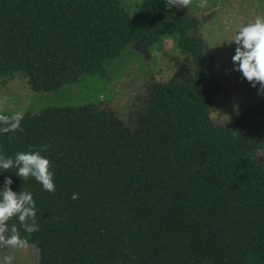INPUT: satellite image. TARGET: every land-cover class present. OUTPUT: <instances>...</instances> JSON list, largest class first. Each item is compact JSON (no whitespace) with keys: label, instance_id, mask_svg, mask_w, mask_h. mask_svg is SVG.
Returning a JSON list of instances; mask_svg holds the SVG:
<instances>
[{"label":"trees","instance_id":"16d2710c","mask_svg":"<svg viewBox=\"0 0 264 264\" xmlns=\"http://www.w3.org/2000/svg\"><path fill=\"white\" fill-rule=\"evenodd\" d=\"M198 24L166 0H142L134 14L124 0H0L1 84L22 76L58 92L104 74L131 42L164 36L193 64L144 83L128 119L103 101L47 105L24 111L22 132L0 134L9 157L49 145L54 192L0 172V188L10 176L34 196L39 230L9 225L39 248V264H264V96L230 126L214 122L223 89Z\"/></svg>","mask_w":264,"mask_h":264},{"label":"rangeland","instance_id":"374dc122","mask_svg":"<svg viewBox=\"0 0 264 264\" xmlns=\"http://www.w3.org/2000/svg\"><path fill=\"white\" fill-rule=\"evenodd\" d=\"M124 1L132 14L142 2ZM198 2L193 0L189 8L182 9L198 19V27L193 33L201 40L212 63L213 82L224 90L217 102L224 100L229 106L225 107L229 116L235 120L264 93L259 91V85L253 87L241 72L235 70L232 57L237 45L229 44L227 39L236 33L239 26L253 22L257 16H264V0H208V6L203 9L197 7ZM192 66L190 56L182 52L177 39L164 36L152 46L140 41L131 42L119 58L106 65L104 74L85 75L77 84H65L58 92H36L25 77L18 76L6 84L0 83V98H7L4 105L6 113L39 111L47 105H98L103 101L108 103L107 107L128 119L131 102L144 92V83L151 79L168 82L182 78ZM214 120L218 126L226 123L217 111H214ZM256 154L264 164V147ZM5 255L14 257L12 264H39L40 261V250L34 244H29L26 249H0V259Z\"/></svg>","mask_w":264,"mask_h":264},{"label":"clouds","instance_id":"9594fccd","mask_svg":"<svg viewBox=\"0 0 264 264\" xmlns=\"http://www.w3.org/2000/svg\"><path fill=\"white\" fill-rule=\"evenodd\" d=\"M169 9L183 8L193 4V0H166ZM208 6V0H199L197 7L203 9ZM228 43H235V55L232 61L235 70L242 73L243 77L252 83L253 87L260 86L259 91L264 93V16H257L253 22L241 25ZM7 98H0V134L23 131L21 127L24 119V111H16L6 114L4 105ZM12 137L9 136L11 142ZM49 145H41L37 150L17 152L14 157H9L0 151V172L12 170L24 181L30 177L35 178L43 189L54 192L53 165L49 158L42 155ZM12 178L5 179L0 188V249H26L29 246L28 238L22 237L16 224L9 225L14 218H18L19 224L27 234L39 230L37 223L36 201L30 191H13ZM72 199H79V194L74 193ZM14 257L5 255L0 259V264H12Z\"/></svg>","mask_w":264,"mask_h":264},{"label":"crops","instance_id":"0c3cea01","mask_svg":"<svg viewBox=\"0 0 264 264\" xmlns=\"http://www.w3.org/2000/svg\"><path fill=\"white\" fill-rule=\"evenodd\" d=\"M223 94H224V90L218 96V98H220V96L223 95ZM259 97H262V96H259ZM217 100H219V99H217ZM224 105H226V106H224ZM215 107H217V108H215ZM215 107L212 109V119L214 120V111H217L218 114L222 117V121L226 122L223 126H228V125L230 126L237 119L236 118L234 120V118H231V116H229L228 111H227L228 108H225V107H229V106H228V104L224 103V100L221 103H219V101H218Z\"/></svg>","mask_w":264,"mask_h":264}]
</instances>
